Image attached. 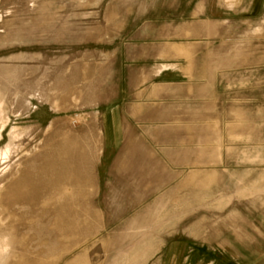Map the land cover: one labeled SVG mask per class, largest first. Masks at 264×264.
<instances>
[{"label": "rangeland", "instance_id": "rangeland-1", "mask_svg": "<svg viewBox=\"0 0 264 264\" xmlns=\"http://www.w3.org/2000/svg\"><path fill=\"white\" fill-rule=\"evenodd\" d=\"M0 264H264V0H0Z\"/></svg>", "mask_w": 264, "mask_h": 264}]
</instances>
